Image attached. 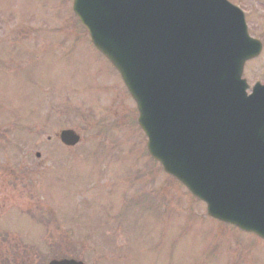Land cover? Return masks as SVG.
Masks as SVG:
<instances>
[{"label": "rangeland", "instance_id": "obj_1", "mask_svg": "<svg viewBox=\"0 0 264 264\" xmlns=\"http://www.w3.org/2000/svg\"><path fill=\"white\" fill-rule=\"evenodd\" d=\"M229 1L263 44L243 77L264 83V0ZM71 6L0 0V217L9 231L45 254L51 247L52 259L86 264H264V240L206 217L148 155L135 102ZM64 128L80 135L77 145L59 141ZM15 167L26 175L16 179ZM51 215L45 233L36 217Z\"/></svg>", "mask_w": 264, "mask_h": 264}, {"label": "water", "instance_id": "obj_2", "mask_svg": "<svg viewBox=\"0 0 264 264\" xmlns=\"http://www.w3.org/2000/svg\"><path fill=\"white\" fill-rule=\"evenodd\" d=\"M72 8L135 100L149 154L209 216L264 238V86L247 96L240 79L260 44L241 12L225 0H73ZM59 139L74 146L80 136L63 129Z\"/></svg>", "mask_w": 264, "mask_h": 264}, {"label": "flooded vegetation", "instance_id": "obj_3", "mask_svg": "<svg viewBox=\"0 0 264 264\" xmlns=\"http://www.w3.org/2000/svg\"><path fill=\"white\" fill-rule=\"evenodd\" d=\"M9 222L0 221V264H48L52 260L51 247L45 254L43 246L33 247L24 243L23 237L9 231L13 229ZM38 243H41L40 240Z\"/></svg>", "mask_w": 264, "mask_h": 264}]
</instances>
